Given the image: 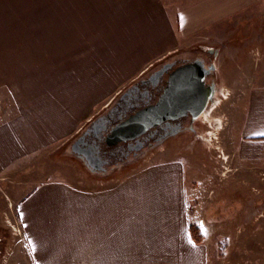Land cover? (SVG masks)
Listing matches in <instances>:
<instances>
[{"label":"crops","instance_id":"crops-1","mask_svg":"<svg viewBox=\"0 0 264 264\" xmlns=\"http://www.w3.org/2000/svg\"><path fill=\"white\" fill-rule=\"evenodd\" d=\"M263 2L0 0V185L7 186L5 210L12 213L6 219H14L20 228L25 211L34 213L39 201L58 186L86 193L88 180L133 176L77 170L70 166L73 161L81 166L69 151L70 142L96 117L108 113L122 91L154 64L185 47L192 48L205 36L224 37V23ZM258 78L262 86L255 92L241 88L230 108L237 114L238 107L244 106L240 113L243 176L253 179V167H258L262 171L259 182L264 184V77ZM68 85H76L79 93H57ZM87 85H92L90 90ZM96 99L102 101L100 106L86 111ZM75 115L82 117L78 126L54 144L51 137L61 129L67 131L66 122ZM82 179L87 181L81 183ZM263 217L250 224L257 225ZM189 218L181 223L188 228L185 236L192 238L196 256L183 251L179 256L208 262L205 245L193 240ZM245 242L248 244L247 238ZM253 242L249 240L251 245ZM162 256L168 257L169 252ZM4 264L43 263L41 259L29 262L25 252L21 256L12 253Z\"/></svg>","mask_w":264,"mask_h":264},{"label":"rangeland","instance_id":"rangeland-1","mask_svg":"<svg viewBox=\"0 0 264 264\" xmlns=\"http://www.w3.org/2000/svg\"><path fill=\"white\" fill-rule=\"evenodd\" d=\"M221 31H225L224 37L220 33L208 35L193 46L222 41L217 60L220 73L218 92L224 96L221 112L227 113L226 116L212 113L206 117L211 128L203 132L204 141L195 147L199 153H191L190 150L185 151L182 157L168 154L165 159L159 152L152 159L141 161L130 173L134 175L128 178L88 180L86 193L79 189L69 192L68 188L58 186L39 201L34 213L25 211V217L19 224L21 233L11 244L10 256L12 253H20L21 256L26 252L29 262L41 259L43 264H264V217L255 226L248 223L249 226L227 229H218L215 225L191 227L196 232L193 240L205 245L209 260L202 263V260L194 258L182 260L179 256L181 251L195 256L197 252L192 238L185 236L188 228L181 223V219L190 217L182 188H191L194 178L199 181V188L194 192L202 200L206 179L212 176V172L216 174L222 170L220 164L227 155H231V168L238 170L234 178L242 181L243 185L239 190L230 189L231 206L240 210L249 206L257 211L258 206L263 205L260 208L264 211V184L258 179L262 171L253 167L254 178L246 179L240 165L243 155L240 113L244 106L238 107L237 114L230 108L234 97L240 96L241 88L255 92L262 86L257 81H260L258 77H264V2L255 10L233 15ZM192 48L185 47L170 57L191 56ZM91 86L87 85V89L90 90ZM58 92L61 96L64 92L76 95L79 89L76 85L70 88L68 85L67 90L60 88ZM101 102L100 99L94 100L86 111L96 109ZM71 119L66 122L67 131L61 129L51 137L54 144L61 143L66 133L78 126L82 117L75 115ZM163 161L167 172L163 169ZM68 162L65 161L66 166ZM70 164L77 170L82 169L74 161ZM59 165L57 163L56 167ZM182 180H185L183 186ZM84 181L87 180L82 179L81 183ZM6 189L5 184L0 185V194L8 192ZM256 211L246 215L248 222L260 219V211ZM8 212V215L12 214ZM13 221L12 218L7 219V225L10 227ZM15 228L17 230L18 227ZM249 240L254 241L252 245ZM165 251L169 252L166 258L162 256Z\"/></svg>","mask_w":264,"mask_h":264},{"label":"flooded vegetation","instance_id":"flooded-vegetation-1","mask_svg":"<svg viewBox=\"0 0 264 264\" xmlns=\"http://www.w3.org/2000/svg\"><path fill=\"white\" fill-rule=\"evenodd\" d=\"M228 40L230 41L231 38ZM220 45L211 48L200 44L192 48L191 56L167 57L150 67L143 76L122 91L108 113L96 117L70 142L69 151L72 157L88 174L109 176L131 173L141 161H148L159 152L164 154L165 159L168 154H172V157H182L185 151L190 150L191 153H199L195 147L204 141L203 132L211 128V125L206 123V117L212 113L227 115L226 111L221 112L223 98L222 93L218 92L220 77L212 68L215 60H218ZM196 60L202 61L205 69L210 70L204 84L207 91H205L204 103L207 102V104L203 113L193 117V112L189 109L183 114L184 103L181 100L179 109L182 112L178 116L166 118L132 140L108 144V136L116 126L139 110L155 105L164 95L171 74L177 68ZM178 104L177 102V106ZM195 110L198 111V105L195 106ZM177 112L179 113V110H176L174 114ZM229 160H231V155H227L225 161L220 164L222 168L220 172L216 174L212 172V176L206 179L204 185L206 187L203 190L205 196L202 200L194 192L199 188V181L193 178L191 188L181 187L184 191L183 201L187 206V211L191 212V227L202 228L215 225L218 229H227L243 227L249 223L246 215L251 214L253 209L249 206L241 210L235 207L233 209L229 202L230 189L239 190L243 186L242 181L234 178L238 170L233 166L231 168L230 165L233 163ZM162 166L167 172L166 163ZM183 182L185 180H182V186ZM4 202H6L5 193L0 194V264H4L10 256L11 244L15 236H18L15 224H9L10 227L7 225ZM261 206L263 205H259L258 208ZM7 226L10 228L9 233Z\"/></svg>","mask_w":264,"mask_h":264},{"label":"water","instance_id":"water-1","mask_svg":"<svg viewBox=\"0 0 264 264\" xmlns=\"http://www.w3.org/2000/svg\"><path fill=\"white\" fill-rule=\"evenodd\" d=\"M212 68L218 74L217 59ZM209 72L210 70L205 69V65L200 60L177 68L171 74L168 86L159 101L149 108L139 110L116 126L108 136V144L132 140L145 133L148 128L158 125L166 118L178 116L182 112L179 109L181 100L184 103L183 114L190 109L193 112V117L199 116L203 113L207 104V102L204 103L206 91L204 84ZM177 102L179 103L178 106ZM196 105H198V111H194ZM176 110H179V113L174 114Z\"/></svg>","mask_w":264,"mask_h":264},{"label":"trees","instance_id":"trees-1","mask_svg":"<svg viewBox=\"0 0 264 264\" xmlns=\"http://www.w3.org/2000/svg\"><path fill=\"white\" fill-rule=\"evenodd\" d=\"M191 230H192V234H193V236H195V233H196V232H195V229L192 228Z\"/></svg>","mask_w":264,"mask_h":264}]
</instances>
